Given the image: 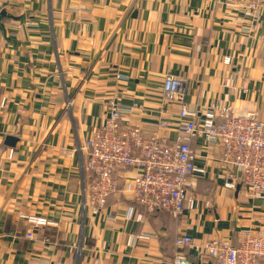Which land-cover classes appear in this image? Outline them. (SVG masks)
<instances>
[{
	"label": "crops",
	"instance_id": "1",
	"mask_svg": "<svg viewBox=\"0 0 264 264\" xmlns=\"http://www.w3.org/2000/svg\"><path fill=\"white\" fill-rule=\"evenodd\" d=\"M1 9L10 18L0 28V264H171L178 235L264 237V193L249 197L220 146L202 138L189 141L203 172L189 175L179 216L133 201L131 168L113 172L119 189L93 214L81 166L109 100L133 107L123 124L175 141L181 106L162 96L167 74L186 79L197 117L218 103L264 121V12L253 27L226 0H0ZM20 214L57 225L32 228ZM182 251L190 264H216Z\"/></svg>",
	"mask_w": 264,
	"mask_h": 264
},
{
	"label": "built area",
	"instance_id": "2",
	"mask_svg": "<svg viewBox=\"0 0 264 264\" xmlns=\"http://www.w3.org/2000/svg\"><path fill=\"white\" fill-rule=\"evenodd\" d=\"M226 4L236 12L239 22L250 20L254 27L262 21L264 0H226ZM228 61L225 57L224 62ZM185 86L184 77L171 74L161 84L163 98L181 106L177 136L168 144L161 142L156 134L144 137L139 127L122 123L133 107H124L114 100L107 102L101 123L85 139L81 164L86 173L83 208H90L93 214L102 213L108 196L118 191L113 172L131 168L134 175L128 188L132 200L148 211L162 209L179 216L191 202L186 192L189 175L203 172L194 164L189 143L193 137L202 138L208 148L220 146L223 166L240 173L241 185L249 197L264 193V121L253 110L236 115L231 106L218 103H210L197 117L186 108ZM235 179L234 173H228L224 186L232 188ZM19 217L32 228L57 225L38 214ZM25 235L31 237L32 233L27 231ZM175 247L171 264H190L182 251L186 247L193 248L198 258L208 257L216 264H264V237L248 229L236 244L224 236L196 244L183 234L175 238Z\"/></svg>",
	"mask_w": 264,
	"mask_h": 264
},
{
	"label": "water",
	"instance_id": "3",
	"mask_svg": "<svg viewBox=\"0 0 264 264\" xmlns=\"http://www.w3.org/2000/svg\"><path fill=\"white\" fill-rule=\"evenodd\" d=\"M5 18H10V15L6 12L5 9L0 10V28L4 30L2 20Z\"/></svg>",
	"mask_w": 264,
	"mask_h": 264
},
{
	"label": "trees",
	"instance_id": "4",
	"mask_svg": "<svg viewBox=\"0 0 264 264\" xmlns=\"http://www.w3.org/2000/svg\"><path fill=\"white\" fill-rule=\"evenodd\" d=\"M113 178H114V177H113ZM118 189H119V185H118ZM110 195H112V194H110ZM110 195H109V196H110ZM109 196H108V197H109ZM106 203H107V202H106ZM155 210H157V209H155ZM153 211H154V210H153Z\"/></svg>",
	"mask_w": 264,
	"mask_h": 264
}]
</instances>
